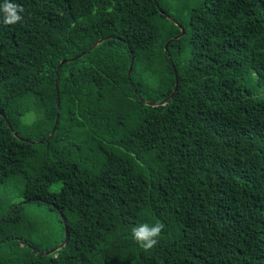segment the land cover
<instances>
[{
    "label": "trees",
    "instance_id": "obj_1",
    "mask_svg": "<svg viewBox=\"0 0 264 264\" xmlns=\"http://www.w3.org/2000/svg\"><path fill=\"white\" fill-rule=\"evenodd\" d=\"M11 2L25 11L0 22V249L264 264V0ZM157 221L145 250L131 227Z\"/></svg>",
    "mask_w": 264,
    "mask_h": 264
},
{
    "label": "clouds",
    "instance_id": "obj_2",
    "mask_svg": "<svg viewBox=\"0 0 264 264\" xmlns=\"http://www.w3.org/2000/svg\"><path fill=\"white\" fill-rule=\"evenodd\" d=\"M25 9L18 3L11 2V0H3L0 4V22L5 25L16 24L24 19L22 13ZM31 123V121H29ZM165 225L157 221L155 224L140 223L131 227L132 238L145 250H150L158 243L157 238ZM57 258V257H54Z\"/></svg>",
    "mask_w": 264,
    "mask_h": 264
},
{
    "label": "water",
    "instance_id": "obj_3",
    "mask_svg": "<svg viewBox=\"0 0 264 264\" xmlns=\"http://www.w3.org/2000/svg\"><path fill=\"white\" fill-rule=\"evenodd\" d=\"M183 34H184V29H183V27L181 26V33H180L177 37H180V36H182ZM105 38H106V37H102V38L98 39V40L92 45V47H95L96 45H98V44H99L102 40H104ZM166 45H167V43H166ZM166 45H165V46H166ZM81 55H82V54H81ZM79 56H80V55H79ZM79 56H77V57H79ZM77 57H74V58H72V59H63V60L60 61L59 66L62 65V64H64V63H66L67 61L74 60V59H76ZM132 59H133V58H132ZM130 68H131V66H130ZM130 68H129L128 73L130 72ZM56 85H57V84H56ZM175 88H176V85H175ZM172 93H173V92H172ZM172 93H171L167 98H165L164 100H162V101H160V102H147V101H145V103H146V104H151V105L163 104V103H165V102H166V101L172 96ZM140 98H141V97H140ZM141 99H142V98H141ZM0 116L5 117V114H4V112H3L2 109H0ZM5 118H6V117H5ZM58 118H59V116L56 117V122H57ZM7 122H8V121H7ZM54 129H55V128L52 129V132H51V133H53ZM13 134H14L16 137L21 138L20 136H18V134H17L15 131H13ZM61 216H62V218L64 219L62 213H61ZM64 222H65V219H64ZM65 236L67 237V233H66ZM66 237H65L64 241H63L60 245H58V246L54 247L53 249H51V250L49 251V253H50V252H53V251H55V250H57V249H60L62 246H64V244L66 243Z\"/></svg>",
    "mask_w": 264,
    "mask_h": 264
},
{
    "label": "rangeland",
    "instance_id": "obj_4",
    "mask_svg": "<svg viewBox=\"0 0 264 264\" xmlns=\"http://www.w3.org/2000/svg\"><path fill=\"white\" fill-rule=\"evenodd\" d=\"M5 203H6V201H5ZM28 208L31 210H37L34 205H29ZM37 213H38L39 217L44 215L43 211H37ZM0 256L4 257L5 260L8 262V264H18L22 260L24 253H23V251L14 252L12 250L10 252L9 250H6L3 248V249H0Z\"/></svg>",
    "mask_w": 264,
    "mask_h": 264
}]
</instances>
